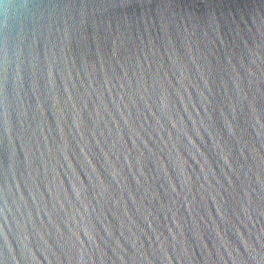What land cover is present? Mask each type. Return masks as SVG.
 Listing matches in <instances>:
<instances>
[{
  "label": "water",
  "instance_id": "95a60500",
  "mask_svg": "<svg viewBox=\"0 0 264 264\" xmlns=\"http://www.w3.org/2000/svg\"><path fill=\"white\" fill-rule=\"evenodd\" d=\"M0 264H264V0H3Z\"/></svg>",
  "mask_w": 264,
  "mask_h": 264
},
{
  "label": "clouds",
  "instance_id": "9594fccd",
  "mask_svg": "<svg viewBox=\"0 0 264 264\" xmlns=\"http://www.w3.org/2000/svg\"><path fill=\"white\" fill-rule=\"evenodd\" d=\"M3 2V0H0V3H2Z\"/></svg>",
  "mask_w": 264,
  "mask_h": 264
}]
</instances>
